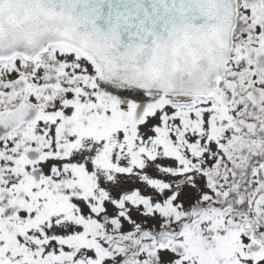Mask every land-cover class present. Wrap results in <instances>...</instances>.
<instances>
[{
    "label": "snow or ice",
    "instance_id": "snow-or-ice-1",
    "mask_svg": "<svg viewBox=\"0 0 264 264\" xmlns=\"http://www.w3.org/2000/svg\"><path fill=\"white\" fill-rule=\"evenodd\" d=\"M88 2L0 0V264H264V0Z\"/></svg>",
    "mask_w": 264,
    "mask_h": 264
},
{
    "label": "water",
    "instance_id": "water-1",
    "mask_svg": "<svg viewBox=\"0 0 264 264\" xmlns=\"http://www.w3.org/2000/svg\"><path fill=\"white\" fill-rule=\"evenodd\" d=\"M168 0H89V13L83 27L108 33L117 28L122 44H150L156 36L165 37L170 27L164 6Z\"/></svg>",
    "mask_w": 264,
    "mask_h": 264
},
{
    "label": "clouds",
    "instance_id": "clouds-1",
    "mask_svg": "<svg viewBox=\"0 0 264 264\" xmlns=\"http://www.w3.org/2000/svg\"><path fill=\"white\" fill-rule=\"evenodd\" d=\"M5 39H7V34L5 33Z\"/></svg>",
    "mask_w": 264,
    "mask_h": 264
}]
</instances>
